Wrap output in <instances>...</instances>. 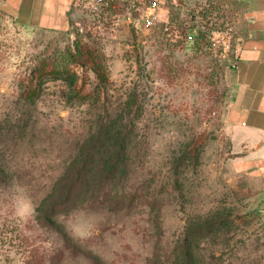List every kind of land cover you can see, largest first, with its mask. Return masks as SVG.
<instances>
[{
    "label": "rangeland",
    "instance_id": "rangeland-1",
    "mask_svg": "<svg viewBox=\"0 0 264 264\" xmlns=\"http://www.w3.org/2000/svg\"><path fill=\"white\" fill-rule=\"evenodd\" d=\"M249 20L239 0L79 2L67 31L0 13V264H264L262 176L225 130Z\"/></svg>",
    "mask_w": 264,
    "mask_h": 264
},
{
    "label": "crops",
    "instance_id": "crops-1",
    "mask_svg": "<svg viewBox=\"0 0 264 264\" xmlns=\"http://www.w3.org/2000/svg\"><path fill=\"white\" fill-rule=\"evenodd\" d=\"M248 7L247 36L238 51L233 98L225 130L234 146L246 148L243 164L255 167L264 183V0H239ZM80 0H0V12L23 26L67 31Z\"/></svg>",
    "mask_w": 264,
    "mask_h": 264
},
{
    "label": "trees",
    "instance_id": "trees-1",
    "mask_svg": "<svg viewBox=\"0 0 264 264\" xmlns=\"http://www.w3.org/2000/svg\"><path fill=\"white\" fill-rule=\"evenodd\" d=\"M115 2H116V0H103L102 4L103 5L105 4V5H107L108 8H110V7L114 6ZM0 13H2V12H0ZM2 15L9 17V18H12L11 16H9L5 13H2ZM12 19H14V18H12ZM95 54H96V51L93 49L88 48L87 50H84V51H82V49H79V50H77V54L75 55V58H78L82 62H89L92 65L89 67L95 73V76L98 79V81L100 83H102V85H105L108 83L106 80V68L103 67L102 63L96 62L97 54L96 55ZM46 62H48V61L44 60V61H42V63H36L33 67H30V75H32L34 77V76H36V74L40 73V71H41L42 75H41L40 79H42L45 76H49V75H52L55 73L57 74L59 72V68H58L59 66L58 67L53 66L52 68H49L46 66V65H48V63H46ZM44 65H45V69H44ZM42 69H43V71H42ZM34 82H35L34 80L28 81L27 86L22 93L23 95L27 94L28 90L31 91V94H33V92H35L36 89H39V86H40L39 82L36 84ZM33 84H35V87L33 86ZM99 117L100 116H98V118L96 120L97 129H99L103 123V120ZM99 133H100V129H99V131H97V134H99ZM76 148L82 149L83 152H79V154H78L79 156H77V155L73 156V161L75 163L73 168H75L74 170H76V171L83 172L88 163L89 164L94 163V161L98 155L99 149H98L96 144H93L89 148L84 147V145L83 146L81 145V146L76 147ZM111 169H113V167L109 168L108 171H110Z\"/></svg>",
    "mask_w": 264,
    "mask_h": 264
},
{
    "label": "built area",
    "instance_id": "built-area-1",
    "mask_svg": "<svg viewBox=\"0 0 264 264\" xmlns=\"http://www.w3.org/2000/svg\"><path fill=\"white\" fill-rule=\"evenodd\" d=\"M80 2H87L89 4H102L103 0H80Z\"/></svg>",
    "mask_w": 264,
    "mask_h": 264
}]
</instances>
